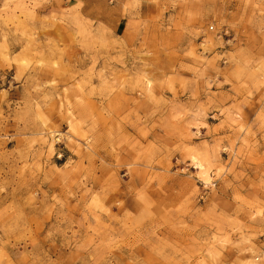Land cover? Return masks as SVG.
Segmentation results:
<instances>
[{
	"label": "rangeland",
	"instance_id": "obj_1",
	"mask_svg": "<svg viewBox=\"0 0 264 264\" xmlns=\"http://www.w3.org/2000/svg\"><path fill=\"white\" fill-rule=\"evenodd\" d=\"M0 264H264V0H0Z\"/></svg>",
	"mask_w": 264,
	"mask_h": 264
},
{
	"label": "built area",
	"instance_id": "obj_2",
	"mask_svg": "<svg viewBox=\"0 0 264 264\" xmlns=\"http://www.w3.org/2000/svg\"><path fill=\"white\" fill-rule=\"evenodd\" d=\"M208 28H209V29H213V24H210V25L208 26ZM208 183L213 185V184H215V180H213L212 182H202V186H203V187H207ZM204 192H205V191H203V193H201V196H202V194H204Z\"/></svg>",
	"mask_w": 264,
	"mask_h": 264
},
{
	"label": "bare ground",
	"instance_id": "obj_3",
	"mask_svg": "<svg viewBox=\"0 0 264 264\" xmlns=\"http://www.w3.org/2000/svg\"><path fill=\"white\" fill-rule=\"evenodd\" d=\"M200 166H201V164H200Z\"/></svg>",
	"mask_w": 264,
	"mask_h": 264
}]
</instances>
